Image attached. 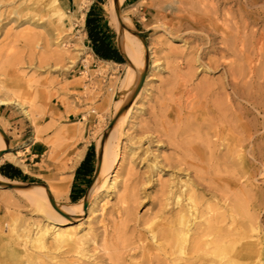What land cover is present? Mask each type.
<instances>
[{
	"label": "bare ground",
	"instance_id": "6f19581e",
	"mask_svg": "<svg viewBox=\"0 0 264 264\" xmlns=\"http://www.w3.org/2000/svg\"><path fill=\"white\" fill-rule=\"evenodd\" d=\"M2 1L0 5H3ZM125 1L111 0V21L116 26L121 49L129 64L123 85L128 89L133 86L135 91L130 104L124 103L126 95L117 102L113 124L132 118L135 108H139L138 100L153 79L148 74V60L155 52L131 30V19L117 10ZM63 2L27 0L11 12L18 18L24 14L40 16L56 28V33L51 35L55 47L51 60L57 65L72 54L65 44V37L73 30L67 22L85 27L87 16L83 12L75 21ZM228 3L229 0H217V3L214 0H171L168 4L170 12L176 9L178 13L168 21V12L158 15L157 28L161 30L168 26L179 31L193 29L205 33L213 52L222 59L208 57L200 49L192 53L201 61L184 57L185 67L178 64V89L172 92L175 99L164 103L159 110L163 127L158 132L170 139L175 150V157L166 162L181 173L187 172L189 179L160 183L156 201L161 208L155 215L158 218L165 216L164 209L171 206L172 196L177 210L170 211L157 228H154V221L151 222L148 234L140 229V220L135 222L134 214L144 198L141 188L149 180L141 177L135 183L129 179L123 182V188H117L122 164L116 172L121 155L114 143L116 127L113 129V125L101 139V163L92 188L84 200L70 204L74 171L83 161L87 147L79 149L73 158L61 154L59 147L80 135L83 120L78 127L60 129L56 137L46 143L52 151L51 166L47 167L50 174L45 177V184H22L0 174V187L12 190L30 206L32 215L44 217L49 223L43 228L37 226L25 238L15 236L18 260L13 264L20 263L19 256L28 264H103L107 261L110 264H134L130 260L138 255V251L142 252L146 264H264V30L256 28L257 14L246 10L248 6L258 7V0H245V6L240 4L238 19L231 8L222 7ZM2 16L0 8V18ZM172 50L175 54H183L178 47H172ZM204 55L206 62L202 61ZM226 55L234 59L226 62ZM174 60L180 59L175 56ZM75 62L72 60L71 63ZM195 63H199V67ZM220 66H225L226 81L205 79L196 87L189 85L197 72H213ZM23 79L14 63L0 65V108L16 107L36 125L41 113L35 112L36 100L30 88L19 84ZM227 86L231 92L227 91ZM42 88L47 90L46 85ZM42 106V112L47 111L48 100H44ZM167 127L172 129L169 131ZM42 139V133L37 131L35 142ZM0 153V165L8 161L29 172L25 161L20 159L22 153H13L1 126ZM154 167L159 174L160 167ZM60 172L67 175L56 181ZM112 173L116 174L110 179ZM150 187L148 185L147 190ZM199 190L211 194L215 200H204ZM101 191H114L119 205L108 212L105 202L100 209L101 215L94 222ZM9 203L8 195L0 198V204ZM147 223L149 225V221L142 225ZM132 228L136 236L127 239L125 235Z\"/></svg>",
	"mask_w": 264,
	"mask_h": 264
},
{
	"label": "rangeland",
	"instance_id": "374dc122",
	"mask_svg": "<svg viewBox=\"0 0 264 264\" xmlns=\"http://www.w3.org/2000/svg\"><path fill=\"white\" fill-rule=\"evenodd\" d=\"M214 1L217 3V0ZM229 1L230 3L222 7L231 8L233 15L235 14L238 19L240 4L245 6V0ZM26 2L27 0H3V5H0L3 12V16L0 18V65L7 62L17 65L19 74L24 76L23 80H19V84L27 85L30 88L36 100L35 112L36 114L41 113L37 117V124L33 125L22 110L16 107L0 108V126L4 129L5 135L13 147V153L16 155L19 152L22 153L20 159L25 161L29 172L25 173V170L19 165H14L31 178L29 182L11 181L22 184H45V177L50 174L47 167L51 166L49 157L52 151V148L47 147L46 143L54 139L60 129L78 127L83 120L80 135L61 145L59 152L68 158H73L79 149L85 146L89 149L94 146L96 173L101 139L113 125V129L116 127L114 143L121 155L119 164L115 167L116 172L122 164L118 171L117 188H123V182L129 179L135 183L141 177H146V180H149L141 188L144 198L134 214L135 222L138 223L140 220V229L148 234L151 222L154 221V228H157L163 224L164 217L169 215L170 211L177 210L175 198L172 196L169 201L171 206L164 209L165 216L158 218L155 215L161 208L156 201L160 183L189 179L187 172L181 173L166 162V159L175 157V150L174 146L170 145V139L158 132L163 127L159 110L164 103L175 99L172 92L178 89V76H180L178 64L182 68L185 67L184 57L189 56L201 61L192 53L197 49L204 50L208 57L221 59V55L213 52L205 33L193 31V29L179 31L168 26L164 28L165 30L157 28L159 12L169 13L167 21L178 13L176 9L172 13L170 12L171 8L168 4L171 0H126L119 7V11L131 19V30L139 33L146 41L145 45L155 52L148 60V74H151L150 77L153 79L148 82L143 97L138 100L139 108H135L136 113L132 115V118L113 124L117 113V102L122 101L126 95L124 103L125 105L130 104L134 96L135 87L131 86L128 89V86L123 85V80L128 76V62L116 64L99 60L88 45L85 27L71 21L67 22V26H73V30L65 37V44L69 50H72V54L64 63L57 65L55 61L51 60L52 52L55 49L52 46L51 35L56 33V28L50 25L46 19L41 20L40 16L33 17V15L25 16L24 14L18 18L17 15L11 14L14 7ZM75 2L77 7H75V12L72 11L75 21L76 17H80L83 12L87 14L93 4L98 3L99 8H103L108 28L118 45L119 34L111 21V0H75ZM246 10L257 14L256 28L264 30V0H258V7L248 6ZM251 26H253L252 23ZM172 47L183 50V54H175ZM152 56L155 57L152 58ZM175 56L180 60H174ZM226 57V62L234 59L231 55H226ZM72 60L77 62L72 64ZM206 60L204 55L202 61L206 62ZM155 63L159 64L154 67ZM71 65L74 66L69 68ZM195 65L199 67V63H195ZM10 79L13 81L12 78ZM205 79L212 82L226 81L225 66H220L213 72H197L192 76L189 85L192 88L196 87L202 84ZM44 85L47 86V90L42 88ZM227 91L231 92L228 86ZM194 93H197V90ZM44 100H48L49 108L42 112ZM167 129L170 131L172 128L167 127ZM37 131L42 133L43 138L39 142L34 140ZM124 148L126 149L125 154ZM35 153H38L39 156L33 157ZM123 154L124 160L122 159ZM6 163L9 162H3L0 167ZM156 165L160 167L159 174L154 167ZM95 173L90 181L77 183L75 194L81 197L78 202L87 197L93 186ZM113 174L116 173H112L109 176L110 179ZM183 174H187V176H183ZM66 175V172H60L56 181ZM74 178L75 171L73 181ZM141 185L142 183H140ZM148 185H151L149 190H147ZM199 192L204 200H215L211 194H204L202 190ZM5 195L9 196L10 203L8 205L0 204V261L2 260V264H13L18 260V251L14 244L15 236L25 238L30 234L29 232L32 234L37 226L43 228L49 223L45 221L44 217L32 215L33 210L30 206L21 201L12 190L6 191L0 187V198ZM98 196L97 202L100 203L95 206V209L99 211L95 215L94 222L101 215L100 209L105 202L108 203V212L119 205L118 195L114 191H101ZM69 203H73L71 198ZM58 204L65 205L64 202H58ZM110 219L113 220L114 217H110ZM148 221L149 225L148 223L142 225L143 222ZM131 224L135 225L134 222ZM87 225L86 223L85 226ZM94 227L96 226L94 225ZM135 236L133 228L125 235L127 239L135 238ZM130 261L134 264H146L141 251H138V255ZM19 262V264H28L20 256ZM103 264L110 263L107 261Z\"/></svg>",
	"mask_w": 264,
	"mask_h": 264
},
{
	"label": "trees",
	"instance_id": "16d2710c",
	"mask_svg": "<svg viewBox=\"0 0 264 264\" xmlns=\"http://www.w3.org/2000/svg\"><path fill=\"white\" fill-rule=\"evenodd\" d=\"M85 31L87 42L93 53L99 60L124 64L125 60L119 51L113 34L108 28V23L104 15L103 8H99L98 3H94L87 13ZM96 151L91 146L80 167L75 172V180L71 189L70 198L73 203H77L81 197L76 196L77 183L79 181L88 182L95 173ZM0 173L11 180H22L28 182L30 178L24 175L17 167L10 163L0 167Z\"/></svg>",
	"mask_w": 264,
	"mask_h": 264
},
{
	"label": "crops",
	"instance_id": "0c3cea01",
	"mask_svg": "<svg viewBox=\"0 0 264 264\" xmlns=\"http://www.w3.org/2000/svg\"><path fill=\"white\" fill-rule=\"evenodd\" d=\"M63 5H64V7H65V9L67 10V11H69L70 13H72V11L73 12H75V7H77V4H76V2H75V0H64V2H63ZM90 10V9H89ZM89 10L87 11V13L89 12ZM87 17V16H86ZM85 26H86V23H85ZM86 32V31H85ZM87 34V33H86ZM117 47H118V45H117ZM95 55V54H94ZM101 61H103V60H101ZM117 64V63H116ZM88 148L86 149V153H85V156H84V159H85V157H86V155H87V152H88ZM39 156V154L38 153H35L34 155H33V157H38ZM83 159V160H84ZM83 162V161H82ZM81 162V163H82ZM10 163V162H9ZM10 164H12V163H10ZM12 165H14V164H12ZM81 165V164H80ZM80 165H79V167H80ZM15 166V165H14ZM16 167V166H15ZM78 167V168H79ZM77 168V169H78ZM19 169V168H18ZM76 169V170H77ZM20 170V169H19ZM76 170H75V172H76ZM21 171V170H20ZM22 172V171H21ZM23 173V172H22ZM25 173H28V172H26L25 171ZM1 174V173H0ZM2 175V174H1ZM25 175V174H24ZM3 176V175H2ZM26 176H28V175H26ZM5 177V176H4ZM29 178H30V176H28ZM7 178V177H6ZM9 179V178H8ZM11 180V179H10ZM30 180H31V178H30ZM29 180V181H30ZM74 180H75V178H74ZM20 181H22V180H20ZM28 181V182H29ZM24 182V181H23ZM73 184H74V181H73ZM73 187V186H72Z\"/></svg>",
	"mask_w": 264,
	"mask_h": 264
},
{
	"label": "water",
	"instance_id": "95a60500",
	"mask_svg": "<svg viewBox=\"0 0 264 264\" xmlns=\"http://www.w3.org/2000/svg\"><path fill=\"white\" fill-rule=\"evenodd\" d=\"M116 2H117V0H116ZM117 10H119V9H117ZM138 36H140L139 33H138ZM118 49H119V51L121 52V54H122L124 60H125L126 62H128L127 57L125 56V54L123 53V51H122V49H121V46H120V42H119V40H118ZM142 84H143V81H142ZM140 88H141V85L139 86L138 91H139ZM105 137H106V134L104 135V138H105ZM104 138H103V139H104ZM0 155H1V153H0ZM97 159H98V165H97V169H96V173H95L94 179L96 178V176H97V174H98V172H99V167H100V163H101V153H100V152H98ZM4 186L9 187V188H18V187H19V186H10V185H4Z\"/></svg>",
	"mask_w": 264,
	"mask_h": 264
}]
</instances>
